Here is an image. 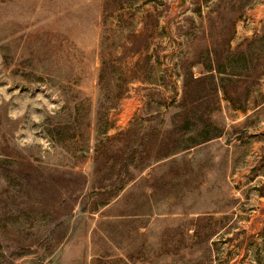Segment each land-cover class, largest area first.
I'll return each mask as SVG.
<instances>
[{
    "label": "rangeland",
    "instance_id": "1",
    "mask_svg": "<svg viewBox=\"0 0 264 264\" xmlns=\"http://www.w3.org/2000/svg\"><path fill=\"white\" fill-rule=\"evenodd\" d=\"M263 69L264 0H0V264H264ZM188 71L232 99L198 98L197 141L95 167L171 127Z\"/></svg>",
    "mask_w": 264,
    "mask_h": 264
},
{
    "label": "trees",
    "instance_id": "2",
    "mask_svg": "<svg viewBox=\"0 0 264 264\" xmlns=\"http://www.w3.org/2000/svg\"><path fill=\"white\" fill-rule=\"evenodd\" d=\"M201 64L205 71L211 72V71H217L219 72L218 68H214L211 65V61L204 62L201 61ZM106 73V67L103 63V66L100 69L99 72V81L102 82V79L104 78ZM261 74H264V69L262 70ZM213 76L212 73L210 75L203 74L200 77H194L193 73L191 71H188L187 77L189 79H185L182 83V93L180 98L175 103L176 110L171 115V127L167 130L159 131L157 129H151L149 130V134H147L144 138L145 139V145L144 143L142 145L145 146L144 149H141L140 151H136L131 148V146L126 145V138L133 133L134 128L137 126L138 122L134 119L131 121L128 127H126L123 130L117 131L116 133L106 136L104 139H101L97 141V143L94 145L93 149V163L95 167H98V164L100 163L102 157L107 153H114L117 160L122 163V166H127L129 162H137L138 158L142 162L143 159L146 157H151L153 160H161L163 158H166L172 154L175 153L178 149L182 148L183 146H187L189 144L195 143L197 140L195 137L189 136L185 139V141H189L190 143L186 145L181 144V140L184 138V135L190 132L192 129L194 123H196L197 120H203V115L205 114V111H201L199 115H197V106L196 103L200 99L202 104L207 105L208 103V96L209 92L211 90L218 91L220 88L222 89L224 95L229 100L231 99L228 91L224 86L217 85L216 83H203L204 79L211 78ZM259 77V76H258ZM233 91H231L232 93ZM171 97V96H170ZM232 100V99H231ZM207 111V109H205ZM209 111V110H208ZM209 123V121H208ZM55 130L57 132H60L58 130V127H55ZM49 133V136L51 138H54V134L52 135ZM204 138V137H203ZM54 141V140H53ZM128 148H130L129 151ZM144 166V163L140 164V168ZM136 167V166H135ZM122 173H119V177H121ZM128 175V176H127ZM122 176L124 177V180L129 177V173L127 172L126 175L124 173ZM104 215V214H103ZM141 217H135V216H128L125 214H118V217L115 219H104L100 222L102 225H128V226H135L142 223ZM139 226V225H138ZM116 233H113V236L111 235V239H115ZM152 264V263H149Z\"/></svg>",
    "mask_w": 264,
    "mask_h": 264
}]
</instances>
